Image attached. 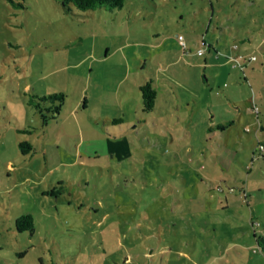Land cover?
<instances>
[{"label": "rangeland", "instance_id": "374dc122", "mask_svg": "<svg viewBox=\"0 0 264 264\" xmlns=\"http://www.w3.org/2000/svg\"><path fill=\"white\" fill-rule=\"evenodd\" d=\"M19 1L0 0V264H264V0ZM53 92L43 124L28 99Z\"/></svg>", "mask_w": 264, "mask_h": 264}, {"label": "trees", "instance_id": "16d2710c", "mask_svg": "<svg viewBox=\"0 0 264 264\" xmlns=\"http://www.w3.org/2000/svg\"><path fill=\"white\" fill-rule=\"evenodd\" d=\"M14 4H20L19 0H8ZM65 9L70 8V4L79 10L95 9L104 7L105 9H119L123 5V0H59ZM141 110L150 111L154 108L155 88L150 78L146 79L139 85ZM64 100L61 92H53L48 95H33L28 99L35 111L39 113L41 122L46 123L48 118H56L60 106ZM84 101V98H83ZM84 106V104H83ZM18 130H21L20 128ZM18 148L21 153H28L34 150L31 143L27 140L18 141ZM262 156V154H260ZM15 227L21 231L25 229H33L32 217L30 214H21L14 219Z\"/></svg>", "mask_w": 264, "mask_h": 264}, {"label": "crops", "instance_id": "0c3cea01", "mask_svg": "<svg viewBox=\"0 0 264 264\" xmlns=\"http://www.w3.org/2000/svg\"><path fill=\"white\" fill-rule=\"evenodd\" d=\"M216 40V42H218V40H217V38L215 39ZM239 41H241V39H239ZM195 42H197V41H195ZM195 49H190V48H188V52L190 53V54H193V53H202V52H207V49L206 50H204L203 51V49L204 48H200V47H198V46H196V47H194ZM149 78L151 79V81H152V84H153V86H154V88H155V91H156V94H155V99H156V96H157V92H158V90H159V86L157 85V83H155V80H156V78H154V77H152V76H149ZM148 79V78H147ZM144 81L146 80V79H143ZM157 80H158V78H157ZM143 81H141L140 83H138L137 84V86H138V91H137V94H139V97H140V92H139V85L142 83ZM133 92V91H132ZM154 99V100H155ZM141 101V100H140ZM155 109V105H154V108L152 109V110H154ZM140 111H142L141 110V107H140ZM59 113V112H58ZM58 113H57V115H58ZM57 115H56V117H57ZM17 129V128H16ZM18 130V129H17ZM258 131H262V125H260V127H259V129H258ZM227 205V204H226ZM256 237V236H255ZM260 238H261V236L260 235H258L257 237H256V239H257V241H259L260 240ZM259 245L262 247V249L264 250V245H262V244H260L259 243Z\"/></svg>", "mask_w": 264, "mask_h": 264}, {"label": "built area", "instance_id": "2783aa9c", "mask_svg": "<svg viewBox=\"0 0 264 264\" xmlns=\"http://www.w3.org/2000/svg\"><path fill=\"white\" fill-rule=\"evenodd\" d=\"M203 43H204L203 40H201V44H203ZM181 44L184 45V42L181 41ZM239 57H241V56H239ZM242 58H243V57H242ZM248 58L251 60V59H254L255 56H254V55H250ZM256 118H257V120H258L257 112H256ZM259 127H260V125H259ZM259 150H260V153H264V143H259Z\"/></svg>", "mask_w": 264, "mask_h": 264}]
</instances>
